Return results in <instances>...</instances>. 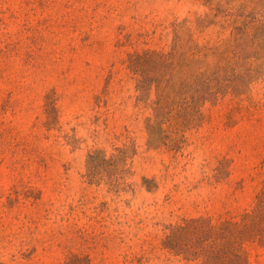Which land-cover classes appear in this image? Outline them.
I'll use <instances>...</instances> for the list:
<instances>
[{
  "label": "rangeland",
  "instance_id": "obj_1",
  "mask_svg": "<svg viewBox=\"0 0 264 264\" xmlns=\"http://www.w3.org/2000/svg\"><path fill=\"white\" fill-rule=\"evenodd\" d=\"M0 264H264V0H0Z\"/></svg>",
  "mask_w": 264,
  "mask_h": 264
}]
</instances>
